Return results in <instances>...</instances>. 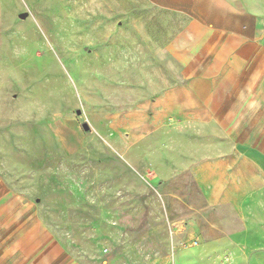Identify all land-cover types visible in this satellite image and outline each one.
<instances>
[{
  "label": "rangeland",
  "instance_id": "1",
  "mask_svg": "<svg viewBox=\"0 0 264 264\" xmlns=\"http://www.w3.org/2000/svg\"><path fill=\"white\" fill-rule=\"evenodd\" d=\"M131 4L0 0V174L70 241L93 243L100 217L121 228L107 254L128 255V230L154 260L191 244L179 229L207 238L228 212L207 207L195 166L177 161L184 133L150 104L178 81L163 48L185 19Z\"/></svg>",
  "mask_w": 264,
  "mask_h": 264
},
{
  "label": "crops",
  "instance_id": "2",
  "mask_svg": "<svg viewBox=\"0 0 264 264\" xmlns=\"http://www.w3.org/2000/svg\"><path fill=\"white\" fill-rule=\"evenodd\" d=\"M132 1L185 19L163 48L178 81L150 104L168 130L184 133L177 161L195 166L207 207L227 211V219L211 221L207 238L179 229L191 244L170 256H136V246L148 243H135L128 230V255L115 246L107 254L103 246L116 242L120 227L108 232L99 217L98 240L70 241L74 228L56 229L40 213L43 199L0 174V264H264V0Z\"/></svg>",
  "mask_w": 264,
  "mask_h": 264
},
{
  "label": "water",
  "instance_id": "3",
  "mask_svg": "<svg viewBox=\"0 0 264 264\" xmlns=\"http://www.w3.org/2000/svg\"><path fill=\"white\" fill-rule=\"evenodd\" d=\"M76 114L77 115H79L80 114V112L79 111H77L76 112ZM88 129V127H87V124L86 123H84V125H83V130H87Z\"/></svg>",
  "mask_w": 264,
  "mask_h": 264
},
{
  "label": "built area",
  "instance_id": "4",
  "mask_svg": "<svg viewBox=\"0 0 264 264\" xmlns=\"http://www.w3.org/2000/svg\"><path fill=\"white\" fill-rule=\"evenodd\" d=\"M194 245L196 244V241H194V243H193Z\"/></svg>",
  "mask_w": 264,
  "mask_h": 264
}]
</instances>
